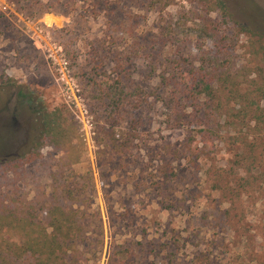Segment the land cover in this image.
Wrapping results in <instances>:
<instances>
[{
  "label": "rangeland",
  "instance_id": "374dc122",
  "mask_svg": "<svg viewBox=\"0 0 264 264\" xmlns=\"http://www.w3.org/2000/svg\"><path fill=\"white\" fill-rule=\"evenodd\" d=\"M227 2L235 21L264 23V0ZM205 17L191 0H0V164L34 147L42 109L63 111L64 168L93 190L92 245L81 264H264V124L243 121L232 95L158 94L163 78L204 73L203 60L229 34L238 83L253 93L257 76L263 93L251 98L264 115L256 44L236 28L214 35L206 19L221 20ZM208 129L217 134L205 138ZM106 138L130 144L112 155ZM55 154L42 149L18 199L50 190Z\"/></svg>",
  "mask_w": 264,
  "mask_h": 264
},
{
  "label": "trees",
  "instance_id": "16d2710c",
  "mask_svg": "<svg viewBox=\"0 0 264 264\" xmlns=\"http://www.w3.org/2000/svg\"><path fill=\"white\" fill-rule=\"evenodd\" d=\"M191 2L204 12L205 18L214 15L220 18L221 24L209 23L206 19L207 26L214 35L221 32L222 26L226 30L236 28L239 34L247 36L256 44L253 52L255 56L262 55L261 59H264V23L243 24L235 21L227 0ZM233 37L229 34L221 37L216 50L203 60L202 65L206 70L204 73L195 72L184 81L176 76L163 78L165 91L158 94L163 95L167 91L168 95L169 88H172L175 90L172 91L173 99L176 100L177 94L183 89V95L188 93L195 100L204 96L210 101L218 100L222 95H232L241 104L239 112L243 121L252 115L257 124H264V115H257L258 109H254L256 102L251 98L252 94H262L263 89L257 87L259 79L256 76L251 81L256 86L255 93L250 91L251 86L242 91L238 83L243 77L240 72L242 63L234 60ZM205 61H208L207 64H204ZM107 93L109 96L112 94L109 99L116 100L115 93ZM21 95L28 102H34L31 95ZM209 109L214 110L209 105L203 110L208 112ZM41 115L43 128L34 147L0 164V264H81L85 260L83 250L92 245L87 220L95 214L92 210V197L89 195L93 190L88 191L85 185L75 186L64 168L65 165H70L71 130L66 124L63 111L44 108ZM207 116L209 118L212 113L209 111ZM208 130L210 134L205 135V138L217 134L215 129ZM104 144L112 149V155H121L127 151L130 139L128 144H119L108 138ZM45 146H50L56 152L47 169L52 181L50 190L46 192L37 187L32 200H20L15 190L20 182L28 178V167L39 164L44 159L42 149ZM79 163L80 158L72 164ZM164 174L171 179L176 177L168 170Z\"/></svg>",
  "mask_w": 264,
  "mask_h": 264
}]
</instances>
